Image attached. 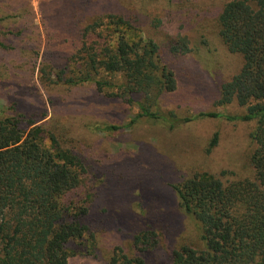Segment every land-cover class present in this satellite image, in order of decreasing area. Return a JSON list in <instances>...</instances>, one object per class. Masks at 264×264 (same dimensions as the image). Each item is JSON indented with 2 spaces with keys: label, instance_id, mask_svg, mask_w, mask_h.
Listing matches in <instances>:
<instances>
[{
  "label": "trees",
  "instance_id": "16d2710c",
  "mask_svg": "<svg viewBox=\"0 0 264 264\" xmlns=\"http://www.w3.org/2000/svg\"><path fill=\"white\" fill-rule=\"evenodd\" d=\"M50 1L59 5L63 21L60 31H55L58 48L46 47L43 81H50L52 75L56 86L70 91L92 85L97 93H104L100 102L105 106L121 100L138 112L126 126L107 124L96 126L95 131L132 129L141 120L170 131L180 122L256 123L252 178L224 181L197 172L169 184L166 165L161 183H167L175 201L148 198L143 202L145 219L129 215L125 220L130 221L136 254L117 246L110 264H149L145 256L159 242L154 238H171L176 230L168 212L173 205L194 220L203 246L173 250V264H264V0H210L207 5L215 4L217 10L208 9L203 0H40L43 26ZM29 9L28 0H0V82L12 84L24 73L19 62L27 35L22 28L5 29L2 24L25 20ZM142 19L158 28L167 19L180 29L192 23L200 31L199 41L205 39L203 29L215 28L225 54L237 56L240 64L218 81L214 107L235 105L244 111L238 116L203 111L184 118L165 111L162 100L178 90L179 81L160 46L144 38ZM170 46L176 60L194 51L188 37L180 33ZM53 127L38 125L22 114L0 115V264H71L78 256L96 253L103 233L110 230L107 218L94 217L93 210L99 195L98 175L113 162L77 149L80 138L68 146ZM218 141L216 133L207 153ZM141 181L134 187L139 196L147 189ZM152 210L159 213L149 216ZM151 218L159 222L156 228Z\"/></svg>",
  "mask_w": 264,
  "mask_h": 264
},
{
  "label": "rangeland",
  "instance_id": "374dc122",
  "mask_svg": "<svg viewBox=\"0 0 264 264\" xmlns=\"http://www.w3.org/2000/svg\"><path fill=\"white\" fill-rule=\"evenodd\" d=\"M203 1L210 10L215 6L207 5L210 0ZM28 2L30 9L25 20L2 24L5 29L16 28L17 31L22 28L27 35L21 43L22 57L19 62L24 73L12 79V84L9 80L0 82V115L7 117L22 114L26 119L32 117L38 125L45 124L47 128L55 125V132L68 146V142L80 138V142H76L78 146L75 145L77 149L81 148L88 154L104 155L108 161L113 162L108 163L106 171L98 175L99 195L93 210L94 217L107 218L111 224L110 230L103 233L96 253L78 256L71 264H110L117 246L122 247L127 254L135 255L128 229L130 221L125 219L129 215L145 219L143 202L148 198L155 201L158 197L167 203L174 202L167 183L182 182L197 172H209L224 181L253 177L251 158L256 149L252 140L255 122H231L225 119L188 124L180 122L175 130L170 131L161 125L141 120L132 129L113 133L95 131L96 126L107 124L126 126L138 112L121 100L117 104L105 106L100 102L104 93H97L92 85H82L70 91L63 86H56L53 83L56 77L52 75L50 81H43L42 63L46 47L50 44L49 50L58 48L59 38H55V31L61 29L62 12L59 5L51 1L47 3L43 26L40 0ZM210 13L212 11L208 15ZM141 22L144 38L160 46L162 57L173 64L179 81L178 90L162 100L165 111H174L182 118L203 111L230 116H238L244 111L235 105L214 107L218 81L225 79L227 73L237 69L240 64L237 56L225 54L215 28L202 30L206 35L202 42L199 41L200 31L193 29L192 23L180 29L170 19L160 28L146 19ZM178 33L188 37L192 51L194 47L192 54L181 57L183 60H176L169 52L170 44ZM208 48L212 49V54L207 53ZM51 119L55 124L49 123ZM216 133L219 135L218 145L211 153H207ZM156 157L161 159L158 161ZM166 165H169L170 171L165 179L167 183L162 184L160 175ZM223 172L225 175H222ZM141 180L147 183V189L139 196L134 187ZM154 212L159 213L158 210L147 213L153 216ZM168 212L175 222L176 230L171 238L168 235L154 238L159 242L145 256L149 264H173V250L184 245L203 248L194 220L181 207L178 210L177 205L171 206ZM151 219L153 228H156L159 222Z\"/></svg>",
  "mask_w": 264,
  "mask_h": 264
}]
</instances>
